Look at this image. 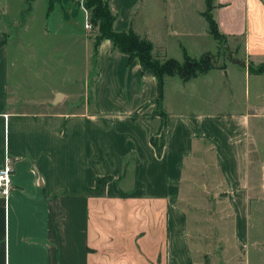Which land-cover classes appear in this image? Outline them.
<instances>
[{"label": "crops", "instance_id": "obj_1", "mask_svg": "<svg viewBox=\"0 0 264 264\" xmlns=\"http://www.w3.org/2000/svg\"><path fill=\"white\" fill-rule=\"evenodd\" d=\"M193 1L108 6L113 30L132 25L164 55L183 24L195 37L209 33L196 27L200 17L206 21V2L197 10ZM56 4L47 15L46 0L43 36L66 32L73 51H87L83 66L94 57L96 72L84 68L83 100L72 107L75 94L60 88L27 93L16 52L11 58L0 33V167L6 159L12 167L8 196L0 194V264H250L246 252L231 258L228 251L230 240L244 248L250 239V121L260 109L244 103L240 110L236 98L230 108L225 65L186 81L166 76L157 112L156 77L109 40L94 50L84 12L75 2ZM210 14L227 43L242 40L244 83L263 76L246 64L264 62V0H212ZM162 133L158 155L151 138ZM104 175L112 177L104 193L89 194Z\"/></svg>", "mask_w": 264, "mask_h": 264}, {"label": "rangeland", "instance_id": "obj_2", "mask_svg": "<svg viewBox=\"0 0 264 264\" xmlns=\"http://www.w3.org/2000/svg\"><path fill=\"white\" fill-rule=\"evenodd\" d=\"M62 1L66 3L75 2L83 11L81 6H84V0H58V3ZM192 5L197 10H205L206 8L204 0H194ZM29 9L30 11H28ZM45 10L46 0H33L30 4L26 0H0V33L6 34L9 48H12L10 51L11 58L16 52L18 60L16 71L19 78L22 79L23 91L36 93L46 92L51 88H60L75 94V97L70 99L71 102L67 103L68 106L72 107L73 103L79 104L78 101L83 100V98L77 97L83 86L80 77L84 76V68L89 75L95 74V59L91 56L89 62L83 66V56L87 51L84 47L73 51V43L66 39V32H62L58 36H43L46 23ZM178 19L176 14V20ZM196 22L199 31L202 28L208 30L207 23L203 18L200 17ZM182 27L179 37H172L171 41L166 42L164 53L177 60H182V51L178 46L179 41H183L182 45L193 57L199 58L203 53H212L215 64L224 63L226 65L231 85L234 88L231 93L229 91L230 108H235L233 100L236 98L238 100L237 108L240 110L245 108L243 104L246 103L247 108L248 105H254L261 111L258 115L253 116L250 121L253 136L250 158L251 166L256 169L254 182L256 189L252 190L253 194L250 198V239L244 248L236 246L230 240L228 253L232 258L236 252H246L250 264H264V75L251 76L247 85L244 83V69L237 63L238 61H246V57L239 50L242 40H232L230 44L226 42L224 45L223 42L218 43L213 40L209 33L204 37H195L188 31L189 29L185 24ZM84 30L87 39L91 38V31H95L93 37L97 33V29L93 27L89 30L84 28ZM68 53L71 55L70 58ZM256 59L262 60L261 58H254V61ZM11 71H14L13 67ZM234 83L235 85L238 84L237 89L234 87ZM246 86L247 92L244 90Z\"/></svg>", "mask_w": 264, "mask_h": 264}, {"label": "trees", "instance_id": "obj_3", "mask_svg": "<svg viewBox=\"0 0 264 264\" xmlns=\"http://www.w3.org/2000/svg\"><path fill=\"white\" fill-rule=\"evenodd\" d=\"M32 0H27L30 4ZM207 9L202 14L206 19L209 28V34L218 43L227 42V38L220 34L217 25L211 17L212 0H205ZM58 0H47V15L53 10L54 5ZM84 7L89 12L90 23L93 28L97 29V33L93 38L94 50L102 40H109L112 44L113 51L124 53L129 60L137 58L141 64L142 74H152L157 79L156 90V107L157 112L163 113L160 107L163 104L164 97V79L166 76L177 75L182 80L186 81L199 74L205 73L213 68H225V64H215L212 53H203L199 58L192 57L182 47L183 59L181 61L166 57L161 53L153 42L146 35H139L132 29V25L125 32H117L113 30V22L115 16L111 13L108 0H84ZM249 74L260 75L264 74V62L253 63L251 61L246 64ZM151 143L154 145L158 155L164 143L163 133L159 137L151 138ZM112 177L110 175L99 176L95 180L94 187L88 188V193L91 195H102L105 186Z\"/></svg>", "mask_w": 264, "mask_h": 264}, {"label": "built area", "instance_id": "obj_4", "mask_svg": "<svg viewBox=\"0 0 264 264\" xmlns=\"http://www.w3.org/2000/svg\"><path fill=\"white\" fill-rule=\"evenodd\" d=\"M81 8L85 14V22H84L85 28L89 30L92 28V25L89 20L90 19L89 13L84 6H81ZM11 172H12V167L9 165L8 160L6 159L5 163L0 167V194L5 198L8 196L10 189Z\"/></svg>", "mask_w": 264, "mask_h": 264}, {"label": "water", "instance_id": "obj_5", "mask_svg": "<svg viewBox=\"0 0 264 264\" xmlns=\"http://www.w3.org/2000/svg\"><path fill=\"white\" fill-rule=\"evenodd\" d=\"M263 179H264V168H263ZM263 186H264V184H263Z\"/></svg>", "mask_w": 264, "mask_h": 264}]
</instances>
